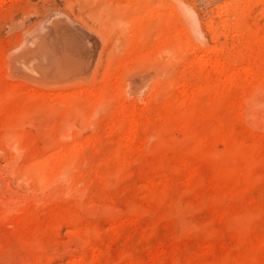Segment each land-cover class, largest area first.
I'll return each instance as SVG.
<instances>
[{"label":"rangeland","instance_id":"374dc122","mask_svg":"<svg viewBox=\"0 0 264 264\" xmlns=\"http://www.w3.org/2000/svg\"><path fill=\"white\" fill-rule=\"evenodd\" d=\"M53 12L90 77L17 61ZM263 79L264 0H1L0 264H264Z\"/></svg>","mask_w":264,"mask_h":264},{"label":"bare ground","instance_id":"6f19581e","mask_svg":"<svg viewBox=\"0 0 264 264\" xmlns=\"http://www.w3.org/2000/svg\"><path fill=\"white\" fill-rule=\"evenodd\" d=\"M1 1V0H0ZM181 11H185V10H183L182 8L180 9ZM186 12V11H185ZM54 16H56V17H63V19H61V20H59V21H57V24H56V21L55 22H53V20H52V18L54 17ZM187 18H189L190 20H192L191 21V23H192V25L190 26V25H188L189 26V28H190V30L192 31V38H195V39H199L200 37L198 36V27H197V23H196V21H194V19H192L191 17H190V15H188V17ZM190 23V22H189ZM188 23V24H189ZM192 28V29H191ZM199 37V38H198ZM91 41V42H90ZM140 41V40H139ZM92 44V46L90 45L89 47H91L92 48V50H91V58H90V60H86V58L88 57V56H90L89 55V53H87V51H88V49L86 48V45L88 44H90V43ZM141 42V41H140ZM139 42V43H140ZM87 45V46H88ZM136 45H138V44H136ZM142 45V44H141ZM139 46V45H138ZM23 48H22V50L21 51H19V49L18 50H16V53L17 52H20V53H22L21 54V56H19V58L17 59V61H20L19 59H22V61H25L26 62V59H29V58H27L29 55H30V53H31V55L29 56L30 57V59H32L31 60V62H30V64H34L33 63V61H38L39 63H41V66H38L39 65V63H37V66H38V68L35 66V64H34V66L38 69L37 70V72H39L40 70V68L42 67V65H46L48 68V70L45 72V73H48V72H50L49 70H51L52 72H54V73H57V75L59 74H61V75H64V76H69V75H72V77H70V79H69V81L70 80H72L74 77H73V74H77L78 75V77H76V78H78V79H76V78H74L73 80L75 81V80H80L79 78L81 77V79H83V78H85V76L87 75H84L85 74V72L86 73H88V75L86 76V77H90V75L91 74H89V72H92V74H93V68H94V72H96V70L98 69V56H97V54H98V41H97V39L90 33V32H88L84 27H82V26H80V25H78L77 23H75L74 21H72L70 18H68V17H66V16H62V15H60L59 13H57V12H53V13H51V15L47 18V19H45L44 21H42V22H40V24L38 25V27H36L35 29H33L30 33H28L26 36H25V41H23V46H22ZM141 47V46H140ZM30 48V51H29V53L28 54H26V55H28V56H26L24 53L27 51V49H29ZM37 48V49H36ZM26 51H25V50ZM27 51V52H28ZM26 52V53H27ZM103 52V51H102ZM102 52H101V54H102ZM100 54V55H101ZM13 55V54H12ZM23 55V56H22ZM103 55V54H102ZM17 56V57H18ZM25 56H26V58H25ZM16 57V56H15ZM21 57V58H20ZM25 58V60H24V58ZM34 57V58H33ZM102 57V56H101ZM101 57H99V58H101ZM29 59V60H30ZM14 61H16V60H13V62ZM204 61V60H203ZM28 62V61H27ZM26 62V63H27ZM28 62V63H29ZM16 63V62H15ZM14 63V64H15ZM24 63V62H23ZM27 63V64H28ZM43 63V64H42ZM21 64V63H20ZM202 64V63H201ZM17 66H18V64H16ZM15 65V66H16ZM22 66V65H21ZM20 66V67H21ZM28 66V65H27ZM30 66V65H29ZM26 67V66H25ZM23 68V67H21V70L23 71V69L24 70H26V68ZM33 67V66H32ZM31 67V68H32ZM34 67V68H35ZM40 67V68H39ZM30 68V69H31ZM44 68H42V69H44ZM215 68V69H214ZM214 70H216L217 72H219V71H222L221 70V63L220 62H218L215 66H214ZM249 68V67H248ZM41 69V70H42ZM223 69V68H222ZM243 69H246V68H243ZM250 69V68H249ZM36 70V69H35ZM76 70V72H74ZM91 70V71H90ZM247 70V69H246ZM29 71H32V70H29ZM28 70H26L25 72H29ZM89 71V72H88ZM248 71V70H247ZM24 72V71H23ZM41 72V71H40ZM40 72H39V74H40ZM42 72H44V70L42 71ZM41 72V74L43 75V73ZM31 73V72H30ZM79 73V74H78ZM81 73V74H80ZM83 73V74H82ZM232 73V72H231ZM33 74V73H32ZM35 74V73H34ZM38 74V73H37ZM38 74V75H39ZM49 74V73H48ZM52 74V73H51ZM50 74V75H51ZM76 74L74 75V76H76ZM249 74V73H248ZM47 75V74H46ZM53 75V74H52ZM58 75V76H59ZM147 75V74H146ZM48 76V75H47ZM46 76V77H47ZM144 76H145V74H144ZM148 76V75H147ZM150 76H152L151 74H150ZM236 76V75H235ZM46 77L44 76V79H46ZM49 77H51V76H49ZM149 77V76H148ZM41 78H42V76H41ZM56 78V77H55ZM54 78V79H55ZM60 77H58V79H59ZM65 78V77H64ZM72 78V79H71ZM137 78V77H136ZM144 78V77H143ZM236 78V77H235ZM43 79V78H42ZM149 79H150V77H149ZM149 79H147V80H149ZM61 80V79H60ZM73 80H72V82H73ZM138 80V79H137ZM136 80V81H137ZM144 80V79H143ZM146 80V79H145ZM258 80V79H257ZM262 80V79H261ZM264 80V79H263ZM66 81H67V79H66ZM230 81V80H229ZM64 82V81H63ZM132 82H134V81H131V84H132ZM142 82V81H141ZM62 83V82H61ZM70 83V82H69ZM76 83H77V81H76ZM136 83H139V82H136ZM261 83V85L262 84H264V81H262V82H260ZM75 84V83H74ZM130 84V85H131ZM135 84V83H134ZM129 84H128V86H130ZM137 85V84H136ZM144 85H145V83H144ZM143 85V86H144ZM139 86V85H138ZM140 87H142V86H140ZM155 88V87H154ZM136 90V89H135ZM155 90V89H154ZM91 92V91H90ZM89 92V93H90ZM98 93V92H97ZM91 95H95V93L93 92V93H91ZM185 95L187 96V94L185 93ZM68 98V97H67ZM66 98V99H67ZM66 99H63V101L64 100H66ZM66 114V113H65ZM15 116V115H14ZM13 116V117H14ZM64 116V115H63ZM9 117V116H8ZM17 117L18 116H16V118H11V117H9V118H11L12 119V121L13 120H15L16 119V121L17 120H19V119H17ZM8 118V119H9ZM21 118V117H20ZM11 119H9L8 120V123H9V121H11ZM15 122V121H14ZM12 123V122H11ZM16 123V122H15ZM14 123V124H15ZM9 125H10V123H9ZM12 125V124H11ZM7 135H8V133H6ZM5 134V135H6ZM17 134V133H16ZM14 135V134H13ZM7 137V136H6ZM5 137V139H7ZM12 138V137H11ZM19 138V137H18ZM9 139H10V137H9ZM15 139H16V137H15ZM56 139V138H55ZM54 139V140H55ZM64 139V138H63ZM62 139V140H63ZM72 139V138H71ZM11 140H13V139H11ZM10 140V141H11ZM67 140V139H66ZM14 141V140H13ZM16 141V140H15ZM19 141V140H18ZM58 141V140H57ZM59 141H60V139H59ZM68 141V140H67ZM56 142V141H55ZM64 142H65V140H64ZM64 142H62V143H64ZM61 143V142H60ZM66 144V143H65ZM63 145V144H62ZM18 146V145H17ZM61 146V145H60ZM63 146H65V145H63ZM61 148H63L62 146H61ZM60 148V149H61ZM9 149H10V147H9ZM16 149V148H15ZM18 149V148H17ZM16 149V153H17V150ZM64 150V149H63ZM65 152H66V149H65ZM10 157H12V155L10 156ZM62 158H63V154H62V156H61ZM12 159H14V158H12ZM66 159V158H65ZM59 160V159H58ZM69 160V159H68ZM60 161H61V158H60ZM59 161V162H60ZM66 161H67V159H66ZM70 161V160H69ZM68 162V161H67ZM62 164V163H61ZM66 164V167L67 166H69V165H67V163H65ZM64 164V165H65ZM68 164H69V162H68ZM60 165V164H59ZM63 165V166H64ZM45 166V165H44ZM49 166V165H48ZM41 167H42V165H41ZM46 167V166H45ZM45 167H43V168H45ZM50 167V166H49ZM61 167V166H60ZM65 167V168H66ZM68 168V167H67ZM61 169H62V167H61ZM60 169V170H61ZM49 170H50V168H49ZM66 169H64L62 172H63V174L61 173L60 175L58 174V176H56V179L58 180V183H57V185L58 184H60L59 183V180H61V179H63V177H64V174H66V173H68L67 171H66V173H64V171H65ZM33 171V170H32ZM32 171H30L29 172V174L32 172ZM47 171V170H46ZM51 171V170H50ZM35 172H37L38 173V176H42L41 177V182L43 183V181H44V179H45V177H46V173L48 172H44L43 170H42V168H39V169H36V170H34L33 171V173H35ZM54 172V171H53ZM61 172V171H60ZM37 173H35V174H37ZM58 173H59V169H58ZM32 174V173H31ZM49 175V174H48ZM57 175V174H56ZM68 175V174H67ZM31 178H33V176L34 175H29ZM50 176V175H49ZM48 176V177H49ZM69 176V175H68ZM29 177V178H30ZM36 178H37V176H36ZM42 178H44V179H42ZM47 178V177H46ZM50 178H52V176L50 177ZM50 178H49V180H50ZM69 178V177H68ZM48 179V178H47ZM46 179V180H47ZM55 178H54V180L53 179H51L50 181V183H52L53 181H55L56 180ZM48 180V181H49ZM53 180V181H52ZM36 181H38L39 182V179L38 180H36ZM48 181H46L47 183H48ZM40 183V182H39ZM44 184V183H43ZM56 184V183H55ZM45 185V184H44ZM47 185V184H46ZM51 185V184H50ZM49 187H51V186H49ZM45 189V188H44ZM7 190V189H6ZM38 190V189H37ZM1 191V190H0ZM4 192H6V193H8L7 191H4ZM10 192V191H9ZM44 192V191H43ZM45 193V192H44ZM48 193H50V194H45V195H53V193H54V196L52 197V196H47V198H45L44 196H43V198L44 199H46V201L45 202H43V203H47V202H50L51 200L53 201V199H58V198H63L61 195L62 194H60V193H58L56 190H55V192L54 191H52V192H48ZM0 194H1V192H0ZM43 194V193H42ZM38 195V194H37ZM39 196V195H38ZM38 196H35L34 198L36 199V200H38L39 199V197ZM42 197V196H41ZM34 198H32V199H34ZM61 198L59 199V200H61ZM31 199V200H32ZM34 199V200H35ZM24 200V199H23ZM22 199H20L19 197H16V196H6V197H2L1 195H0V222H4V224L6 225L7 223H9V221L8 220H10V219H12V218H14V216H17L18 214H19V207H21V206H19L21 203H22V201H23ZM55 200V201H56ZM26 202L28 201V200H25ZM25 201H23V202H25ZM30 201V200H29ZM40 202L41 201H43V200H39ZM47 204H50V203H47ZM54 204V203H53ZM40 205V204H39ZM51 205V204H50ZM25 206V205H24ZM29 206V205H28ZM47 206V205H46ZM54 206V205H53ZM44 207V206H43ZM48 209V208H47ZM23 210V209H22ZM21 210V211H22ZM24 212V211H23ZM59 214V213H58ZM20 215V214H19ZM23 215V214H22ZM60 215V214H59ZM25 218H26V216H25ZM17 219V218H16ZM15 219V220H16ZM21 219V218H20ZM22 219H24V218H22ZM21 219V220H22ZM29 219V218H28ZM13 220V219H12ZM10 221V222H14V221ZM27 220V219H26ZM6 221H8L7 223H5ZM25 221V220H24ZM20 222V221H19ZM18 222V223H19ZM23 222V221H22ZM17 223V224H18ZM10 225H11V223H9ZM20 225V224H19ZM16 226V225H15Z\"/></svg>","mask_w":264,"mask_h":264},{"label":"water","instance_id":"95a60500","mask_svg":"<svg viewBox=\"0 0 264 264\" xmlns=\"http://www.w3.org/2000/svg\"><path fill=\"white\" fill-rule=\"evenodd\" d=\"M61 19H63V17H56V16H54V17L52 18L53 22H55L56 20L59 21V20H61ZM63 20H64V19H63ZM57 21H56V24H57Z\"/></svg>","mask_w":264,"mask_h":264}]
</instances>
